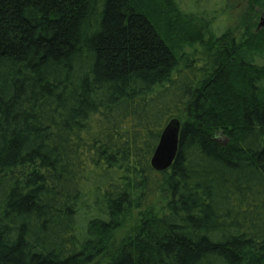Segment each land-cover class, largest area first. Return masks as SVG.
I'll return each mask as SVG.
<instances>
[{
  "label": "trees",
  "instance_id": "obj_1",
  "mask_svg": "<svg viewBox=\"0 0 264 264\" xmlns=\"http://www.w3.org/2000/svg\"><path fill=\"white\" fill-rule=\"evenodd\" d=\"M245 2L215 35L176 0H0V264H264V0Z\"/></svg>",
  "mask_w": 264,
  "mask_h": 264
},
{
  "label": "rangeland",
  "instance_id": "obj_2",
  "mask_svg": "<svg viewBox=\"0 0 264 264\" xmlns=\"http://www.w3.org/2000/svg\"><path fill=\"white\" fill-rule=\"evenodd\" d=\"M176 2L182 11L209 21L210 29L215 35L239 25V18L246 6L245 0H176ZM223 139L219 136V140ZM124 228L118 232L119 235L124 233L127 226Z\"/></svg>",
  "mask_w": 264,
  "mask_h": 264
},
{
  "label": "water",
  "instance_id": "obj_3",
  "mask_svg": "<svg viewBox=\"0 0 264 264\" xmlns=\"http://www.w3.org/2000/svg\"><path fill=\"white\" fill-rule=\"evenodd\" d=\"M264 26V14L259 17L257 29ZM180 121L170 120L162 129L158 142L150 159L155 170H164L172 165L178 150Z\"/></svg>",
  "mask_w": 264,
  "mask_h": 264
},
{
  "label": "flooded vegetation",
  "instance_id": "obj_4",
  "mask_svg": "<svg viewBox=\"0 0 264 264\" xmlns=\"http://www.w3.org/2000/svg\"><path fill=\"white\" fill-rule=\"evenodd\" d=\"M261 14H264V13L262 12ZM261 14H260V16H261Z\"/></svg>",
  "mask_w": 264,
  "mask_h": 264
}]
</instances>
